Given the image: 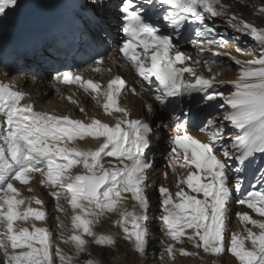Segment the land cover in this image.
Wrapping results in <instances>:
<instances>
[{
    "label": "snow or ice",
    "instance_id": "snow-or-ice-1",
    "mask_svg": "<svg viewBox=\"0 0 264 264\" xmlns=\"http://www.w3.org/2000/svg\"><path fill=\"white\" fill-rule=\"evenodd\" d=\"M18 6L19 0H0V24ZM84 7L91 11L87 20L90 28L106 31V0H91ZM117 8L122 20L118 52L123 64L135 72L142 87L152 92L155 104L167 114L161 121L166 118L175 129L168 140L176 191L163 185L158 188L162 198L161 231L170 241H161V257L174 262L177 252L197 256L202 251L216 257L230 255L237 264H264V27L230 13V5L223 0H122ZM259 11L264 12V6ZM218 20L253 41V47L259 50L257 58L241 60L230 52L213 51V45L223 48L229 44L217 29ZM187 45L195 48L196 59L187 52ZM205 53L228 57L237 66V79L227 82L231 85L228 94L217 90V85L225 81L212 71L215 61ZM103 64V58L96 60L92 71L100 73ZM55 80L57 85H78L115 123L38 111L29 93L0 80L2 264H55L56 260L74 264V257L53 243L48 229L35 224L44 221L47 214L31 205L34 202L42 208L43 201L24 197L17 186L18 182L33 192L31 184L37 174L57 210L64 211L62 200L72 210V234L61 236V240L73 246L75 258L91 256L90 243L108 249L116 246L113 235L95 231L101 218L109 214L118 215L114 224L123 239L138 257H145L150 241L147 181L153 168L149 150L155 130L147 118H134L122 103L127 92L135 94L136 90L129 89L119 75L106 84L69 72L57 75ZM197 96L198 104L211 107L210 102L219 100L217 107L224 110L220 121L211 113L201 121L197 130L207 133L206 141L192 134L196 126L189 123L193 119L191 109L185 108ZM68 100L87 117L77 100L71 96ZM145 109L147 116L156 112L152 103ZM228 125L230 130H226ZM163 127L168 128V124ZM88 139L98 146L79 145V141ZM257 164L254 182L235 203L262 219L238 211L235 216L243 231H233L228 222L234 192L242 191L244 174ZM177 167L184 171L177 172ZM78 168L83 171H74ZM129 200L133 202L131 209L125 206ZM29 220L33 221L31 229L18 226V222ZM186 242L197 251L183 247ZM85 264L98 262L87 259Z\"/></svg>",
    "mask_w": 264,
    "mask_h": 264
},
{
    "label": "bare ground",
    "instance_id": "bare-ground-1",
    "mask_svg": "<svg viewBox=\"0 0 264 264\" xmlns=\"http://www.w3.org/2000/svg\"><path fill=\"white\" fill-rule=\"evenodd\" d=\"M35 0H19V6L18 8L15 10L14 15H12L13 17L19 16V14L26 9V7L28 6H34ZM249 1L246 0H227V3L229 5H232L229 8V12L230 13H236L237 15H239L241 18H243L244 20H247L249 22H252L253 24L259 26V27H264V25H262L261 23V19H257V21H255L253 18H249V15L246 13L245 10V6L248 4ZM239 4V6L237 5ZM248 7V5H247ZM242 8V9H241ZM251 8L253 9V6H251ZM254 12V11H253ZM262 19L264 18V14L262 15ZM19 18V17H17ZM264 20V19H263ZM218 26H225V24L223 23V21H217L216 22ZM220 32V31H219ZM223 36H225L229 42L232 43V46L229 47H223L220 49H217L216 46H211L212 49H214V51H220V52H230L232 54V56H235L238 59L241 60H249V59H253V58H257L258 56V49H256L255 47H253V41H251L247 36L244 35H240L237 33H234L231 29H227L225 28V31L220 32ZM240 48L241 51H237V48ZM190 52L192 53V55L194 56V59L197 58L196 56V50L195 48L192 46L190 48ZM214 59L217 62H214L211 67H212V71L214 73H219V79L225 81V84L217 86V89L220 88H231V85L229 83H227V80L233 81L235 79H237L238 77V69L237 66L228 58V57H214ZM223 65L227 66V67H222ZM228 68H230V70H228ZM203 69V66H202ZM128 76H129V80H130V86L131 88L134 87V83H133V77L132 75L127 72ZM205 75H209V73L207 71H205ZM23 77H20L18 75H13L10 76L7 73V70L4 68H0V80L6 82V83H11L12 85L16 86L18 89H21L24 92H27L30 94V99L32 102H34L35 106H36V110L38 111H46V112H50V113H57L60 114L61 112L62 115H70L71 117L75 118V119H87L88 117H95L101 120H104L110 124H114L115 121L112 120L110 117H107L104 115L102 109L100 107L96 106L95 101L93 100V98L90 100L89 98H81V95L86 96L87 94L83 92V90L79 91L76 89H70L71 92H74L77 94V97H75L74 99L78 101L79 106H82L85 108L86 113H87V117L85 116L84 113H81L79 111V107L76 104H72L69 100L65 99V100H60V98L58 97V94H54V91L48 90V88L46 87V81L42 80H37L34 81V78H25L22 79ZM128 93H126L124 99L122 100V103L124 104V106L128 107L129 110L132 112L133 117H145V113L143 112L142 108H140L141 106V101L142 98L139 99V101H137L136 99H133L132 97H130V95H127ZM133 103V104H132ZM163 113L161 110L156 108V112L155 114L158 113ZM149 117V116H146ZM161 118V117H160ZM3 118L0 117V120H2ZM163 124H168V121H165V119H163V121H161V119H158L157 124H154L156 130H155V134L153 135L152 139V144H157V139L160 138V140H162L163 142H165L166 144L169 143L168 140V135L169 132H167V128L163 127ZM168 129L170 130V126L168 125ZM194 136H197L198 138H200L201 140H207L206 137H204L202 135V133H197L196 135L193 134ZM203 138V139H202ZM162 141L158 142L159 144H162ZM79 145L82 148H95L98 146V142L96 141H92L91 139L85 140V141H79L78 142ZM157 146V145H156ZM153 149V146L151 148V150ZM160 151V150H159ZM157 152V151H156ZM155 150L151 151V159H159L160 154L157 153L156 155ZM167 152V151H166ZM163 155H162V161L163 163H165V161L163 160ZM108 159H112V158H108ZM165 160H166V156H165ZM106 166H107V160L105 161ZM171 169V168H170ZM153 171V169H151ZM149 170V174L151 175L149 178V181H153L154 182V187L153 189L149 192H147L148 194V198H149V202H150V208H153L155 206V202L156 199L153 197V195L157 192L156 187L160 184H166L167 187L175 192L176 188H175V176L172 174V172H166L165 169H156L154 171V173H150ZM74 171H78V172H82L83 169L82 168H78L75 169ZM170 171V170H169ZM177 171H179L180 173H182L184 170H179L177 168ZM167 174V175H165ZM38 177V174L36 175L35 178ZM253 176H250V180L249 181H254V178H252ZM172 180V182H171ZM20 190L23 194L24 197H38L40 200L43 201V207L41 208L40 205L35 204L34 202L32 203V207L33 208H37L40 209L44 212H46L47 216L46 219L44 221H35V224L37 227H46L47 226V220L50 221L52 214H53V208L56 206V202L53 203L52 206H48L49 203H52V196L49 195V189L46 187H43L40 185L39 182H34L32 181L31 187L33 188V192L30 193V195H26V189L27 186H19ZM162 200V198H161ZM61 205L63 206L64 211H58L56 208V214L64 220V222H66L67 226L69 227L67 234H72L71 233V217H72V210L70 208V206L65 202V201H60ZM132 201L129 200L127 202L128 204V208L131 209L132 207ZM232 207V206H231ZM162 208V207H161ZM160 208V209H161ZM153 209H156V207H154ZM232 210V209H231ZM244 211V210H241ZM232 213V212H231ZM65 217H68V219H64ZM113 217V216H112ZM255 219H261L260 217L257 216V218ZM236 222L233 223L231 225L230 222H228L229 227H232L234 229V231H243V225L241 224V222L238 219H235ZM68 222H70L68 224ZM33 221L29 220L27 223L24 222H18V226H23V227H29L31 229V225H32ZM102 225H107L108 228L110 229H115L116 227L114 226V224L109 223V221H105V217L101 218V222ZM249 227H251L249 225ZM47 228V227H46ZM158 228V227H157ZM48 229V228H47ZM118 231V230H117ZM254 231H258L256 229H254ZM52 235V232H50ZM119 238L116 239V242H119L121 245L126 244V247L128 246V242L126 240L123 239V235H119ZM187 243V242H186ZM150 249H152V245L155 244L154 242H150L149 245ZM189 243H187L188 245ZM130 245V244H129ZM72 246V245H71ZM188 248H191L188 245ZM193 248V247H192ZM188 251H194V249H188ZM132 256H134L133 258V262L136 261V263H138L140 261V264H143V262L145 261L146 257H138L136 253L131 252ZM202 255L205 257L204 259L208 260L211 259L209 258V254L206 253H202ZM180 255H178L177 260H179L178 264H186L187 259H181L180 260ZM213 258V257H212ZM215 259V262L217 261V259H219L218 264H224L225 263V259L220 257H215L213 258ZM169 264H171V260H169ZM227 264H233V261L231 258H227L226 259ZM177 263V262H176ZM208 264V262H207Z\"/></svg>",
    "mask_w": 264,
    "mask_h": 264
},
{
    "label": "rangeland",
    "instance_id": "rangeland-1",
    "mask_svg": "<svg viewBox=\"0 0 264 264\" xmlns=\"http://www.w3.org/2000/svg\"><path fill=\"white\" fill-rule=\"evenodd\" d=\"M249 1L248 2V7L247 5L245 6V10L246 13L249 15V18H253L255 21H257V19H261V23L262 25H264V18L262 19V15L264 14V12H260L259 9L264 6V0H246ZM239 6V4H237ZM251 6H253V9L251 8ZM242 9V8H241ZM254 11V12H253ZM229 47L232 46V43L230 42V44L228 45ZM225 67V66H224ZM228 70H230V68H228ZM162 141L160 140V138L157 139V146L154 147L153 150H155L156 155L157 153L160 154V158L159 159H154V165L155 168L154 169H159L163 164H162V155L164 156L167 152V147H166V143L162 141V144L158 145V142ZM170 148V147H169ZM160 150V151H159ZM170 168L166 169V172L168 174H170ZM235 182V178H234V174H233V183ZM148 185L151 186V182H148ZM26 195H30L29 192L26 191ZM155 196V195H154ZM156 199H158V204L156 206V209L153 212H148L147 214V227L149 229V235H150V241L154 242L155 244L152 245V249H150L151 244L149 245V249L148 252L146 254V259L143 262V264H169L168 261V257L164 256L161 257V252L163 251V247L164 245L161 243V241L164 242H170L166 240V237L164 236V233L161 231V228L159 227L161 222H160V195L156 194L155 196ZM55 200H52V203H49L48 206H52ZM126 207H128V204L125 205ZM232 206V207H231ZM53 208V214L51 217V220L48 221L47 220V228L49 232H53L52 238H53V243L56 245H59L61 249H63L65 254L68 255H72L74 257V264H85V261L87 259H94L98 262V264H140V261L138 263L133 262V258L134 256H132L131 252L132 248L131 245L128 244V246L126 247V244L121 245L119 242H116V246L114 248L108 249V248H100L95 246L94 244H89L88 248H89V252L91 253V256L87 255V254H81L78 258H75V252L73 249V246H71V244H65L62 242L61 240V236L67 238L69 237V234H67V231L69 229V227L67 226L66 222H64L63 219H61L57 214H56V206L51 207ZM230 208L232 209V213H230V219L229 222L231 223V225L233 223L236 222V216L235 213L236 212H241V210H243L241 205H237L235 203V199H233V202L230 205ZM113 216V217H112ZM104 218V217H103ZM64 219H68V217H65ZM119 219L117 214H109L108 216L105 217V221H109V223L114 224V222ZM70 222H68L69 224ZM63 224L64 227L61 228L60 225ZM115 226V224H114ZM45 227V228H46ZM115 229H110L108 228L107 225H102V223H99L98 225H96L95 227V231H97L98 233H105V234H111L113 235L116 239L119 238L118 236L123 235V233L121 232L120 228L115 226ZM158 227V228H157ZM231 230L234 231V229L232 227H230ZM118 230V231H117ZM71 235V234H70ZM188 245L191 248H188ZM185 243L183 245V247H185L187 250L188 249H194L192 248L191 244ZM250 246V244H249ZM181 247V245H177V248ZM54 251V250H53ZM194 251H197L196 249H194ZM202 251H200L199 255L197 256H182L180 255L178 252L176 253V259L175 261L171 262V264H178L179 260H177L178 255H180V260L181 259H187V263L186 264H218L219 259H217V261L215 262V258L216 256H212L209 254V258L211 259H204L205 257L202 255ZM204 254V253H203ZM213 257V258H212ZM221 258L225 259V263L227 258H231L233 261V264H237V262L235 261V258L231 257L230 255L224 254L221 256ZM3 256L2 254H0V264H2L3 261ZM170 260V259H169ZM177 262V263H176ZM55 264H59V261L56 260ZM183 264V263H182Z\"/></svg>",
    "mask_w": 264,
    "mask_h": 264
}]
</instances>
